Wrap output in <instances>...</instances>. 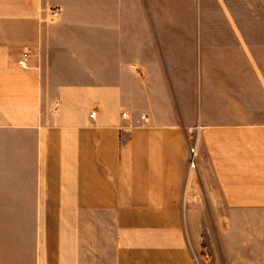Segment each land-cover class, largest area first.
Returning <instances> with one entry per match:
<instances>
[{
    "label": "crops",
    "instance_id": "obj_1",
    "mask_svg": "<svg viewBox=\"0 0 264 264\" xmlns=\"http://www.w3.org/2000/svg\"><path fill=\"white\" fill-rule=\"evenodd\" d=\"M213 237L264 264V0H0V264H201Z\"/></svg>",
    "mask_w": 264,
    "mask_h": 264
},
{
    "label": "rangeland",
    "instance_id": "obj_2",
    "mask_svg": "<svg viewBox=\"0 0 264 264\" xmlns=\"http://www.w3.org/2000/svg\"><path fill=\"white\" fill-rule=\"evenodd\" d=\"M209 244L211 245L210 250L207 249L206 243H203L202 248L198 251L199 261L201 264H214L215 259L212 258V256L215 255V253H216L214 237L212 240L210 239Z\"/></svg>",
    "mask_w": 264,
    "mask_h": 264
},
{
    "label": "built area",
    "instance_id": "obj_3",
    "mask_svg": "<svg viewBox=\"0 0 264 264\" xmlns=\"http://www.w3.org/2000/svg\"><path fill=\"white\" fill-rule=\"evenodd\" d=\"M30 55H31L30 50H25L23 52L21 58L18 61L19 65L22 66V67H26ZM194 156H195V147H192L191 148V160H190L191 167H195V164H196Z\"/></svg>",
    "mask_w": 264,
    "mask_h": 264
}]
</instances>
